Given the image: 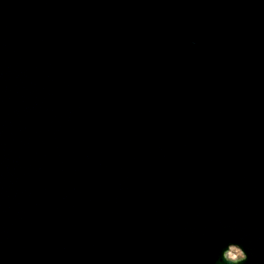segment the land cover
I'll use <instances>...</instances> for the list:
<instances>
[{
	"label": "water",
	"instance_id": "obj_1",
	"mask_svg": "<svg viewBox=\"0 0 264 264\" xmlns=\"http://www.w3.org/2000/svg\"><path fill=\"white\" fill-rule=\"evenodd\" d=\"M0 264H264V0H0Z\"/></svg>",
	"mask_w": 264,
	"mask_h": 264
}]
</instances>
